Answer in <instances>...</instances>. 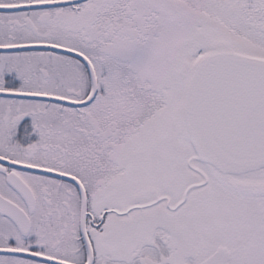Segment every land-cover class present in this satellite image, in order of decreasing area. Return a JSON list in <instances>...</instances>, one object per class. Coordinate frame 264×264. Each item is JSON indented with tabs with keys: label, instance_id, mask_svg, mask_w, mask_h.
<instances>
[{
	"label": "snow or ice",
	"instance_id": "snow-or-ice-1",
	"mask_svg": "<svg viewBox=\"0 0 264 264\" xmlns=\"http://www.w3.org/2000/svg\"><path fill=\"white\" fill-rule=\"evenodd\" d=\"M0 264H264V0H0Z\"/></svg>",
	"mask_w": 264,
	"mask_h": 264
}]
</instances>
